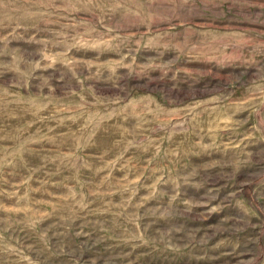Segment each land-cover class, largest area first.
<instances>
[{"label":"rangeland","instance_id":"1","mask_svg":"<svg viewBox=\"0 0 264 264\" xmlns=\"http://www.w3.org/2000/svg\"><path fill=\"white\" fill-rule=\"evenodd\" d=\"M0 264H264V0H0Z\"/></svg>","mask_w":264,"mask_h":264}]
</instances>
